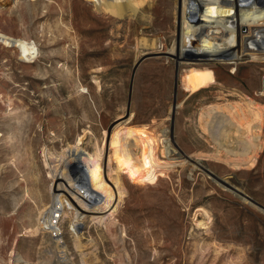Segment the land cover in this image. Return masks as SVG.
<instances>
[{"label": "rangeland", "instance_id": "rangeland-1", "mask_svg": "<svg viewBox=\"0 0 264 264\" xmlns=\"http://www.w3.org/2000/svg\"><path fill=\"white\" fill-rule=\"evenodd\" d=\"M178 1L132 0L116 15L92 0H0V33L36 47L27 61L0 42V264H264V62L175 59ZM241 31L242 39L252 35L249 26ZM205 69L214 82L186 90L184 75ZM239 107L261 111L250 122L258 131L225 120ZM119 116V127L149 136L130 160L107 150L120 201L102 223L94 211L103 203L83 211L72 202L60 221L61 260L40 223L55 158L75 144L88 153L104 148ZM74 164L62 168L64 201L77 192L68 185L80 186ZM83 185L92 186L89 177Z\"/></svg>", "mask_w": 264, "mask_h": 264}, {"label": "bare ground", "instance_id": "bare-ground-1", "mask_svg": "<svg viewBox=\"0 0 264 264\" xmlns=\"http://www.w3.org/2000/svg\"><path fill=\"white\" fill-rule=\"evenodd\" d=\"M92 1L94 2V6L98 9V11L102 10L103 12L105 11V13L108 12L116 15H121L124 9L126 7L128 8L132 0ZM176 21L179 30L177 33V37L174 39L169 51L170 54L175 53L174 56L177 60H192V62L194 60L197 61V63L195 64H199L198 62L200 61L211 62L215 60L222 61L224 63H238L240 61L242 63L244 60L264 62V0H179ZM242 26L251 27L252 35L250 37H245L242 39ZM0 42L8 46H17L20 50L21 56L23 58H26L27 61H29V59L32 60L31 58L34 57V54L36 52V47L32 42L10 38L2 33H0ZM178 67L179 62L176 63V68ZM176 71H178V69ZM184 76L183 86L188 91L190 90V87L192 85H195V87L197 88L203 86L204 83L210 84L215 80L214 74L210 69H205L203 71ZM260 113L261 111L259 112L255 109L247 108V110L245 111L239 107V109L233 112V116H231L230 118H225V120L228 119V122H230L231 125H235V128L241 129V131L242 129L248 130L250 128H255L256 130V128L259 129V125L252 127L250 122L252 120L259 121L261 115ZM122 117L119 116V118L117 119L120 121L113 125L111 130L107 132V141L104 148L102 147L101 149H96L94 153H88V151L79 148L78 144H75L73 146H67L66 148H63L62 152L58 155L57 158H55L56 163L53 164V168L51 171V177L53 180L51 184V191L53 195L52 201L48 209L46 211L44 210L45 212L41 217L42 220L40 221V223L41 227L47 229L46 232H53L55 234L53 237L57 240L58 245L60 246L58 258L61 260L65 259L66 252L65 245L61 236V230L59 228L60 226H58V228H53L48 225L51 214L56 211L54 210L55 207L59 205V207H61L62 209V215L66 216V214L70 212L68 210L73 208L72 205L74 204V202L77 208L83 211L85 209V205L92 206L93 204H95L97 206H101V204L103 203V206L101 207L104 208V210L94 211L95 214L97 213V215L94 216L96 218V221L102 223L114 212V210H116L117 203L120 201L123 190L120 185L118 174H115V176L113 177L109 172L110 160L107 157V150L109 148L111 149L112 147H115L113 151L114 153L123 152L125 158L127 160H130L129 155L131 154V148H136V146H140L141 144H143L141 141V136L146 135V130L143 128L126 126H123V128L119 127V125H123L121 124V122L125 121V119H123ZM257 133L252 137L251 142H249L250 144H248L247 142L251 138H248L246 142V145L248 144L249 147L251 146L252 151L255 149H259V136ZM147 135L149 136V134ZM168 141V139L164 140L166 155H168L171 151L169 145L170 141ZM249 147L247 146V148ZM245 149L246 148H244V150ZM142 150H139L140 156H137V161L141 166L145 167L149 163V159L147 158L148 155H146V152ZM246 152L247 151H245L244 153L246 154ZM187 159L191 160L188 157ZM102 160H104L103 168L99 165L100 161ZM71 162L75 163L73 168L78 171L77 178L80 177V179L77 180L80 181V186L79 188H77L78 186L76 187V185H68L70 190H73L74 192L77 191L74 197L75 199L72 197L73 199H70L69 202L67 200L64 201L65 198L64 200L60 199V195L58 192L60 191L59 187L61 186V182H63L64 178L66 177L65 173H63L62 168H64L65 170L67 164ZM137 170L138 168L136 167L135 171ZM131 173L133 174V171ZM68 176L69 175H67V177ZM87 177L90 178L92 184L91 187L86 185ZM216 178L221 180L222 182L217 181ZM216 178L214 179L220 186H228V184L226 182L224 183L222 179L218 177ZM83 184H85L86 186H84ZM232 189L233 188L231 187L230 190L235 193L236 190L233 191L234 189ZM237 195L239 198L247 200L246 196H241L238 193ZM249 201L252 203L251 199H249ZM78 214L79 211L75 210L76 219L78 218ZM73 223L74 222L71 223L70 230L74 234L77 232V223Z\"/></svg>", "mask_w": 264, "mask_h": 264}, {"label": "built area", "instance_id": "built-area-1", "mask_svg": "<svg viewBox=\"0 0 264 264\" xmlns=\"http://www.w3.org/2000/svg\"><path fill=\"white\" fill-rule=\"evenodd\" d=\"M56 210L53 214H51L48 225L53 227V228H58V226H60V221H61V217H62V209L59 206H56L55 209ZM51 233V235L53 234V236L55 235L53 232H49Z\"/></svg>", "mask_w": 264, "mask_h": 264}, {"label": "water", "instance_id": "water-1", "mask_svg": "<svg viewBox=\"0 0 264 264\" xmlns=\"http://www.w3.org/2000/svg\"><path fill=\"white\" fill-rule=\"evenodd\" d=\"M174 83H175V86H176V83H177V73L176 72H175V82ZM262 91L264 92V75L262 77Z\"/></svg>", "mask_w": 264, "mask_h": 264}]
</instances>
